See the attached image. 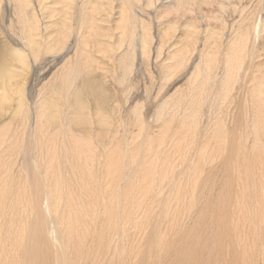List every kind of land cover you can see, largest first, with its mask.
Instances as JSON below:
<instances>
[{
    "label": "bare ground",
    "instance_id": "obj_1",
    "mask_svg": "<svg viewBox=\"0 0 264 264\" xmlns=\"http://www.w3.org/2000/svg\"><path fill=\"white\" fill-rule=\"evenodd\" d=\"M0 264H264V0H0Z\"/></svg>",
    "mask_w": 264,
    "mask_h": 264
}]
</instances>
